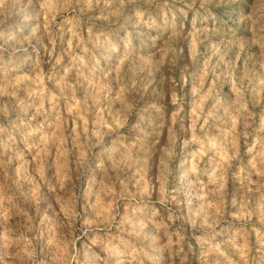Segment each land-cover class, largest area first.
Returning <instances> with one entry per match:
<instances>
[{"label": "clouds", "instance_id": "1", "mask_svg": "<svg viewBox=\"0 0 264 264\" xmlns=\"http://www.w3.org/2000/svg\"><path fill=\"white\" fill-rule=\"evenodd\" d=\"M0 264H264V0H0Z\"/></svg>", "mask_w": 264, "mask_h": 264}]
</instances>
